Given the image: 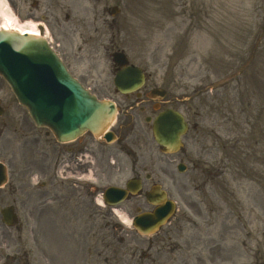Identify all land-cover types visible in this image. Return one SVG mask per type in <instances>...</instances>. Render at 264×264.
<instances>
[{"label": "rangeland", "instance_id": "obj_1", "mask_svg": "<svg viewBox=\"0 0 264 264\" xmlns=\"http://www.w3.org/2000/svg\"><path fill=\"white\" fill-rule=\"evenodd\" d=\"M38 1L33 10L27 0H7L20 20L44 22L51 46L71 74L99 97L122 103L114 94L107 60L116 45L111 29H117L106 24L104 8L112 5L119 7L112 25L118 23L124 32L119 42L130 62L147 70L151 83L159 85L162 79L173 100L212 90L209 98L203 95L194 102L201 109V133L194 140L187 138L184 149L201 157L198 165L212 170L213 178L202 170L179 175L175 161L165 162L162 166L171 171L176 185H168V180L161 185L177 211L150 236L121 223L104 206L90 215L69 202L65 213L47 209L33 222L21 215L23 264H48V259L50 264H264V0ZM0 84L5 110L0 117V161L11 165L14 158L20 167L17 177L9 171V186L0 190V195L11 197L15 180L28 190L27 181L35 176L30 173L31 145L39 141L42 146L44 135L2 80ZM190 105L188 99L175 103L186 112ZM145 114L134 130L127 127L126 140L104 145L111 156L110 163L106 155L98 158L100 193L111 185L123 187L139 168L152 171L153 181L160 177L159 153L143 122ZM119 145L129 154L118 152ZM182 151L179 156L186 157ZM37 152L38 179H44L51 155ZM219 169L221 173H215ZM5 200L0 208L9 204L10 199ZM137 207L150 208L142 197H133L116 210L131 218ZM30 227L42 232L35 242L28 236ZM8 243L7 252L16 250L12 240ZM210 247L220 249L215 262L206 260L204 250ZM253 252H258L256 258Z\"/></svg>", "mask_w": 264, "mask_h": 264}, {"label": "water", "instance_id": "obj_2", "mask_svg": "<svg viewBox=\"0 0 264 264\" xmlns=\"http://www.w3.org/2000/svg\"><path fill=\"white\" fill-rule=\"evenodd\" d=\"M116 57L122 65L121 56ZM0 76L10 86L17 101L27 109L35 125L48 127L59 141L73 139L85 131L100 135L114 118L113 104L98 101L90 95L68 73L42 38L0 31ZM184 128L178 114L166 112L153 122L152 132L155 141L164 146L165 151H172L177 148ZM2 173L0 168V180ZM135 186L130 181L127 189L135 192ZM126 196V190L109 188L104 200L115 204ZM164 196L163 192H155L152 199L147 195L148 202L163 204L152 213L134 218L133 226L139 232L155 231L174 212L173 204L165 201Z\"/></svg>", "mask_w": 264, "mask_h": 264}, {"label": "flooded vegetation", "instance_id": "obj_3", "mask_svg": "<svg viewBox=\"0 0 264 264\" xmlns=\"http://www.w3.org/2000/svg\"><path fill=\"white\" fill-rule=\"evenodd\" d=\"M18 1H22V0H18ZM28 3H30L32 5V9L35 10L36 7L39 5V1L38 0H27ZM62 7L64 5H61ZM68 6V4H67ZM111 10L108 7L104 8V11L109 12ZM68 15H65V21H68ZM108 24L114 22V19H110L107 20ZM117 33L119 34V31H117ZM163 86L167 87V84H163ZM156 85H149V84H145L140 90L139 92H136L134 95V98L132 100L128 99L127 101H131L133 105H135L140 112L146 111V109H153L155 108V105H157V103H159L156 107H158L156 109V114L162 110H165L167 108H172V109H178L175 106V103L180 101V97H177L173 100V96L171 95L172 91H169L165 94V96L159 101V100H151L150 98V92L151 90H153L154 88H156ZM162 87V86H160ZM132 109H134L132 107ZM187 111H183V114L186 118V122L189 126V128H191L192 130H194V132L196 131V129L198 130V124H197V115H196V111H195V104L194 101L191 102V105L189 106V108H187ZM132 116V115H131ZM133 117V116H132ZM120 135V134H119ZM88 135H85L83 138L75 141L74 143L70 144V145H64V146H58L60 149L59 155L61 156H65V161L64 164L62 165L63 167V171L68 173V176H74V175H80L78 177L80 178H88L89 174L90 176L94 177V175L98 172V165H99V154H100V147L98 143H96L94 141V139ZM192 138H195V135H192ZM57 148V146H56ZM70 149L71 151L78 152L79 155H81L82 158H78V162H73L72 160L68 159V156L66 155V150ZM54 152H52L51 154H54ZM184 154L185 151H184ZM83 158H86L83 159ZM174 160V159H173ZM182 163L185 164H190L193 166V172L195 171V162L196 159H194V154L189 153V155L185 158V159H180L178 160ZM164 159L161 156L159 159V163H163ZM186 165V166H187ZM167 168L162 167L160 169V174L161 176L157 179L156 182L154 183H158V181H162L163 178H170V176L168 175V172L166 170ZM192 169V167H191ZM188 170V168H187ZM65 173V176H66ZM107 173L108 169H107ZM67 176V177H68ZM134 176L138 177V173H136ZM148 176V175H146ZM144 176V178L146 177ZM77 177V178H78ZM150 180H148L147 182L150 183V186L153 185V181H151V176L149 175ZM79 178V179H80ZM171 182H174L173 179H168ZM174 185V184H172ZM69 189V194L72 197H78L81 193H83L84 191L86 192L90 202L92 203L95 199V196L98 194V189L93 187V185H89V184H83L77 180H70V182H65L63 184V188H62V192L60 195V199H63L65 197V193H67V190ZM54 193H56L55 190H53ZM82 196V195H81ZM54 197H56V195H54ZM48 199H53L52 196H47V200ZM1 197H0V201H1ZM17 230V229H16ZM0 237H4L5 236L0 232ZM16 259V258H15ZM8 260H10V256L7 255H3L0 254V263H7L9 264Z\"/></svg>", "mask_w": 264, "mask_h": 264}, {"label": "bare ground", "instance_id": "obj_4", "mask_svg": "<svg viewBox=\"0 0 264 264\" xmlns=\"http://www.w3.org/2000/svg\"><path fill=\"white\" fill-rule=\"evenodd\" d=\"M4 5H5L4 0H0V8H2ZM2 10H1V14H2ZM3 15H7V14L4 12ZM0 29L5 30V28H3V27H0ZM20 31L23 34L37 35L36 29L33 26H31V24H28L25 27H21ZM99 203L102 205L101 200H99ZM114 213L122 223L127 224V225L130 224V220L128 219V217L124 213H122L118 210H114Z\"/></svg>", "mask_w": 264, "mask_h": 264}]
</instances>
